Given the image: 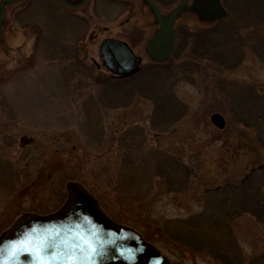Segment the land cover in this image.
<instances>
[{"label":"rangeland","instance_id":"374dc122","mask_svg":"<svg viewBox=\"0 0 264 264\" xmlns=\"http://www.w3.org/2000/svg\"><path fill=\"white\" fill-rule=\"evenodd\" d=\"M36 1L5 6L0 43V237L25 215L57 212L67 201V186L76 183L109 219L155 242L152 246L171 264H225L176 242L189 240L197 230L205 238L207 234L225 241L231 232L234 240L228 244L234 248L224 247L240 257L236 264H253L263 256L264 224L243 214L229 232L227 225L224 230L214 226L207 216L212 200L221 194L215 191L239 186L264 167L258 138L264 134L258 110L264 101V56L261 60L254 50L264 47L262 14L254 9L251 16L246 11L241 17L233 14L221 32L216 23L192 13L194 0L182 7L175 23L176 56L167 60L179 78L175 93L182 108L175 104L165 112L158 111L156 98L162 78L153 81L155 94L143 88L146 76L138 79L151 71L153 62L145 50L158 29L152 8L143 0L62 6L82 20L86 30L79 38L59 36L58 44L52 42L57 38L53 35L40 42L42 26L36 20L41 14L46 25L47 16L37 13ZM153 1L169 16L181 0ZM227 26L242 29L239 37L231 35L236 45H226L222 65L192 60L203 42L223 39L219 36L232 30ZM64 27L50 32L65 34ZM106 38L128 43L142 57L136 77L117 80L101 66L99 46ZM228 53L238 56L230 60ZM248 94L251 103L259 96V105L252 106L254 120L262 126L258 134L231 109L237 96ZM213 113L225 117L223 130L211 123ZM23 137L31 142L22 144ZM130 179L140 183L131 184ZM190 219L197 229L190 224L188 236L181 224Z\"/></svg>","mask_w":264,"mask_h":264},{"label":"water","instance_id":"95a60500","mask_svg":"<svg viewBox=\"0 0 264 264\" xmlns=\"http://www.w3.org/2000/svg\"><path fill=\"white\" fill-rule=\"evenodd\" d=\"M22 0H3L0 3V43L3 35L5 6ZM88 0H59L61 4L78 9ZM121 2L126 0H111ZM154 12L158 25L157 33L146 45V54L152 62L163 63L170 58L175 49V23L179 13L189 0H181L169 16L162 13L153 0H143ZM194 11L206 22H217L227 16L220 0H194ZM102 67L121 79L136 76L142 70V57L137 56L127 43L106 38L99 47ZM213 126L219 130L226 127L223 115L214 113L210 117ZM31 140L23 137L22 144ZM68 198L55 213L38 216L28 214L21 217L0 237V246L11 247L15 241L18 249L15 257L6 259L10 264H37L34 255L24 248L31 243L44 247L52 264H67L70 254L78 264H171L152 244L146 242L134 230L115 223L99 208L92 196L79 184L67 186ZM91 242L96 247L91 261L85 247Z\"/></svg>","mask_w":264,"mask_h":264},{"label":"trees","instance_id":"16d2710c","mask_svg":"<svg viewBox=\"0 0 264 264\" xmlns=\"http://www.w3.org/2000/svg\"><path fill=\"white\" fill-rule=\"evenodd\" d=\"M47 2H42L41 0H37L36 3L39 6V10H37V13H43L45 12L46 16L45 19L46 21V25L41 21V14L38 18V20H36L35 18L32 19L33 21L36 20L38 21V23L42 26V33H41V38H40V42L41 40L43 41L44 39H48L51 38V36H57V38L55 40H53L52 42H56V44L60 43L59 41V36H71L69 39L71 38H79L81 36H83L82 34H84L85 30H86V24L74 17L72 14L67 13L65 11H63L62 8V4L59 2V0H46ZM229 5V10H230V14L231 15H235V14H239L241 17V14L243 12H249L247 13V16H251L250 13H254L252 10L254 9L256 13H260L262 14V19L264 20V0H233L232 2H228ZM32 10V9H31ZM30 10V11H31ZM35 17V16H34ZM260 17V16H259ZM255 19V18H254ZM227 21V20H225ZM222 21L218 24V28H220V30L222 29V26L225 27V25L227 24V22ZM52 24V26L54 28H58L61 27L62 24H65V34H61L60 32H54V34L51 31V28H49L50 30L47 29L48 25ZM261 25V24H260ZM226 28H231L232 30H230L228 33L223 32V35L221 34L219 36V38H221V36H223V39H210L208 41V43L206 44V42H203V44L201 45V47L195 51L192 52V60L196 59V60H209V61H214L216 62L217 65L219 64H223V62L226 61L225 57L223 56L224 52H228L229 50H226L225 47L227 44H229L231 41H233L234 37L237 34V37H239L240 32L239 30H241L242 28H232V27H226ZM46 29L48 30L46 32ZM222 32V30H221ZM239 34V35H238ZM231 35H233V38H231ZM229 38V42L224 41V39L228 40ZM233 39V40H232ZM58 42V43H57ZM264 43V42H263ZM260 44L263 45L264 44ZM230 44L232 45H236L235 42H231ZM242 44V43H241ZM56 47H61L58 50H67L68 47L66 45L62 46V45H56ZM254 50L256 52V55L262 60L261 56H264V47L262 46H254ZM240 49V48H238ZM237 49H232L231 52L235 51ZM197 51V52H196ZM258 52V53H257ZM229 54V59L230 60H234L235 59V55L238 56V54L236 53L235 55H233L232 53H228ZM176 56V55H175ZM174 56V57H175ZM264 60V58H263ZM176 70H172L171 66H153L151 68V71L144 73L143 75L140 74L138 79H142L146 76V79L148 78V82L143 85L147 90H149L151 93L154 91V84L153 81L155 80V78L159 77V79H161V83L159 85H161V90H159V95L158 93L156 94V98H157V109L158 111H162L165 110V112H169L171 111L170 109L173 108L176 105H179V97L178 95H176L175 93V88L177 83L179 82L176 76H175V72ZM177 73V72H176ZM157 76H154L156 75ZM152 75V78L150 77ZM143 77V78H142ZM117 80H120L118 78H116ZM113 89L116 91V93L118 92L117 86H114ZM152 93V94H153ZM155 94V93H154ZM259 96L255 97L253 103H251V94H248L247 96H241L238 97L237 96V101L236 104L233 106H231V109L235 112L237 111L238 114H241L242 116L240 117V121H242L243 123L247 124V126H255L256 127V131L257 134L259 133L258 130L262 129V126L259 125V122H257L256 120H254V116L252 115V106H257L259 105L260 101H259ZM159 100V102H158ZM173 105V107H172ZM261 108L258 109L260 116H262V118L264 119V101L263 103H261ZM181 107V106H180ZM182 108V107H181ZM182 111V109H181ZM181 113V112H180ZM258 113V112H257ZM261 127V128H260ZM259 128V129H258ZM258 138L261 139L260 143H261V147L264 149V134L263 136H261V138L258 135ZM158 170V169H157ZM159 171V170H158ZM131 184H136L138 185L140 183L139 180L137 179H130L129 180ZM221 189V190H220ZM218 189L217 191L214 192V194H220V196H216L213 200L211 205L209 206L210 209V213L207 214L209 219L212 220H208V221H213L216 222L214 226H219L224 230L226 229V225L228 226L229 232H230V224L232 222H236L238 220L239 217H241V215L243 214H248L250 216H252L254 219H256L259 223L264 224V167H260L256 170L253 171V173L251 175H248L243 181L242 184L239 186H231V185H227L226 187H222ZM214 204V205H213ZM215 213L217 215H215ZM220 221V223H219ZM186 222V221H184ZM198 222H202V221H198ZM190 224H192V226L197 229V222H193L192 219H190L188 222L181 224V227L183 228V233L182 234H189L188 229H190ZM200 224V223H199ZM219 224V225H218ZM221 229V230H222ZM219 230V229H217ZM198 231V230H197ZM195 232L192 231V233H194L195 235L192 237L189 236V240L184 241V240H178L176 239V242L187 246L188 248H190L192 250L193 253H209L212 257H214L215 259L218 260H222L223 263L225 264H236L238 262L237 258H240L237 256L236 253L234 252H226L225 247L226 245L229 243H233V237L231 235V232L229 234H225L226 237H228V241L226 240H222L221 238L218 240H215L213 237H208L206 234V238L201 234V232ZM172 232V231H171ZM219 232V231H216ZM198 233V234H197ZM175 234H179L177 232H175ZM223 235V233L221 234ZM188 239V238H187ZM222 243V246H220ZM152 244H156L155 242H153ZM228 244V248H232L234 245H229ZM238 245V244H237ZM225 246V247H224ZM239 246V245H238ZM234 248V247H233ZM234 255V256H233ZM235 258V259H234ZM262 261V264H264V255L261 256L257 261L255 260L253 262V264H258V262Z\"/></svg>","mask_w":264,"mask_h":264},{"label":"snow or ice","instance_id":"6c2138e0","mask_svg":"<svg viewBox=\"0 0 264 264\" xmlns=\"http://www.w3.org/2000/svg\"><path fill=\"white\" fill-rule=\"evenodd\" d=\"M10 244L12 246L7 248V249L0 246V264H10V260L6 259L5 258L6 256L9 258L15 257V255L18 251V249L16 247V242L13 241V242H10ZM85 247L88 249V252L90 253V255L87 257V259H88V261H91L92 256L95 255L96 247L91 242H87L85 244ZM24 251L26 253H30V254L34 255L37 264H52V261L47 258L48 250H46L44 247H42L39 244H37L35 246H31V243L28 242V245L24 248ZM67 264H78V262H77L75 257H73L72 255L69 254L67 256Z\"/></svg>","mask_w":264,"mask_h":264},{"label":"flooded vegetation","instance_id":"af4514ba","mask_svg":"<svg viewBox=\"0 0 264 264\" xmlns=\"http://www.w3.org/2000/svg\"><path fill=\"white\" fill-rule=\"evenodd\" d=\"M103 1H106V2H108V3H112V4L115 3V4H119V5H124L125 3H126V4L129 3V2H128L129 0L121 1V2H113V1H111V0H103ZM155 1H156V0H155ZM220 2H221V4L223 5V7L226 9V11H227V16H226L225 18H223L222 20H219V21L215 22V23H216L215 26H218V24H219L220 22H222V21L228 20V17H229V14H230V10H229L228 2H225L224 0H223V1L220 0ZM192 13L195 14L194 9H193ZM174 28H175V31H176V33H175V49H174V53H173V55H172L170 58H168V61L171 60V59L176 55V52H177V42H178L179 33H178V29H177V27L175 26ZM117 40H118V39H117ZM120 41H121V40H120ZM122 42H124V41H122ZM125 43H126V42H125ZM127 45H129V44L127 43ZM129 46H130V45H129ZM168 61H165V62H163V63H155V62H153V63H151V64H152L151 67H153V66H164V67H165V66H167V65H170V63H168ZM115 78H116V77H115Z\"/></svg>","mask_w":264,"mask_h":264}]
</instances>
